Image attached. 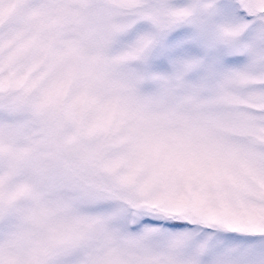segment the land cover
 Listing matches in <instances>:
<instances>
[{
    "label": "snow or ice",
    "instance_id": "obj_1",
    "mask_svg": "<svg viewBox=\"0 0 264 264\" xmlns=\"http://www.w3.org/2000/svg\"><path fill=\"white\" fill-rule=\"evenodd\" d=\"M0 264H264V0H0Z\"/></svg>",
    "mask_w": 264,
    "mask_h": 264
}]
</instances>
